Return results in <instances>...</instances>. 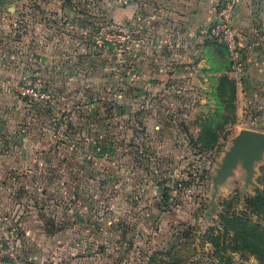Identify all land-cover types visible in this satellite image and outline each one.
<instances>
[{"label":"rangeland","instance_id":"obj_1","mask_svg":"<svg viewBox=\"0 0 264 264\" xmlns=\"http://www.w3.org/2000/svg\"><path fill=\"white\" fill-rule=\"evenodd\" d=\"M137 1L0 0L7 24L0 34V178L8 182V205L34 207L33 228L38 214L64 227L59 237L93 264H261L224 240L223 217H243L246 198L264 190V151L252 174L243 158L228 176L223 165L242 132L264 133V0H201L199 26L187 20L185 63L173 75L139 80L134 51L107 29L127 27L135 39ZM41 20L48 36L69 31L74 70L86 72L60 91L49 90V74L35 72ZM167 20V34L177 33L180 22ZM93 114L103 125L88 120ZM11 116L9 130L29 135L28 151L6 156ZM77 186L87 201L78 213L65 196ZM27 236L22 219L8 215L6 248L12 242L26 262L53 264L22 254Z\"/></svg>","mask_w":264,"mask_h":264},{"label":"crops","instance_id":"obj_2","mask_svg":"<svg viewBox=\"0 0 264 264\" xmlns=\"http://www.w3.org/2000/svg\"><path fill=\"white\" fill-rule=\"evenodd\" d=\"M181 1L183 3L182 6L180 4ZM186 1L191 2L190 7H185ZM200 1L138 0L132 7L131 18L136 21V36L133 47L134 52L130 57L132 72L137 80L142 75H147L148 77L158 75L169 76L170 74L173 75L178 72L177 69L178 67L180 68L179 64L185 63L188 54V40L185 34L187 31V20L191 21L195 27L199 26L201 22L202 13ZM173 5H177L179 9L182 8V12L181 10H177L174 13L166 11V8ZM5 11V8L0 4V34L6 31ZM167 18L180 22L177 33L167 34L168 24L171 25V23H168L169 20ZM181 19L182 22L180 21ZM72 22L70 23L71 27H73ZM68 25L67 23V29L69 28ZM45 28L47 27H45L44 21L41 20L38 23V32L36 31L37 35L35 37V45L38 46L37 52L35 53V72L39 75L49 74L52 77V80L47 83L49 90L60 91L63 81L65 83L73 82L74 76L81 75L83 79L86 76V72L84 70H74L72 60H74L75 56L73 50L68 49L69 39L71 38L69 31L66 35L52 34L48 36L45 32L46 30H44ZM180 31H182L183 36ZM0 39L1 43L2 38ZM62 43L66 44V50L63 48ZM193 44H195L193 41L189 43L190 46H193ZM194 48L197 47L194 45ZM9 65L10 63L6 62V71L10 70ZM88 120H92L94 123L98 122L99 126L103 125L99 114H93ZM9 124H12V116L6 119V156L14 152H27L25 141L29 135L23 132L24 130L18 132L10 131ZM32 133L35 134L36 131ZM4 135L5 131L0 127V136L4 137ZM11 140L14 141L10 144ZM1 144L3 143L0 142ZM100 148L105 147L102 146ZM65 159L66 166L69 168L72 164V159L67 155ZM84 163L86 166L85 160ZM88 163L90 167L95 164L90 159ZM0 170L6 172V162L0 164ZM66 177L65 184H68L70 180L69 174H66ZM7 183L6 178H0V250L5 245L6 240V217L13 214L14 218L22 219V223L26 229L28 236L27 240L21 246V252L29 261L52 262L53 264H93V262H88L87 256L77 251V248H79L78 244L71 245L69 238L63 239V237H59L60 234L64 233V227L55 226L54 223H51L52 220L45 218L43 214H38L40 220L34 219L36 226L34 228L31 227V215L36 217V209L28 206L30 210L28 212L27 208L24 206L21 207V205L16 210L11 208L8 205L9 198L5 194ZM81 187L77 186L73 187L72 190L65 191V196L75 204L73 211L76 213L81 209L79 204L87 202L84 199ZM42 197H47V190L42 192ZM40 211V213H43V210L40 209Z\"/></svg>","mask_w":264,"mask_h":264},{"label":"trees","instance_id":"obj_3","mask_svg":"<svg viewBox=\"0 0 264 264\" xmlns=\"http://www.w3.org/2000/svg\"><path fill=\"white\" fill-rule=\"evenodd\" d=\"M260 182H264V177ZM246 210L243 217L235 214L223 217L224 240H230L236 250L251 253L264 264V190H258L256 195L246 198ZM254 217L258 220H254Z\"/></svg>","mask_w":264,"mask_h":264},{"label":"water","instance_id":"obj_4","mask_svg":"<svg viewBox=\"0 0 264 264\" xmlns=\"http://www.w3.org/2000/svg\"><path fill=\"white\" fill-rule=\"evenodd\" d=\"M234 149L228 153V160L223 165V176H228L232 167L239 159H244V165L250 174L254 171L255 161L264 151V133L258 131H244L236 138Z\"/></svg>","mask_w":264,"mask_h":264},{"label":"built area","instance_id":"obj_5","mask_svg":"<svg viewBox=\"0 0 264 264\" xmlns=\"http://www.w3.org/2000/svg\"><path fill=\"white\" fill-rule=\"evenodd\" d=\"M125 4L128 3V0H121ZM107 29L113 31L115 34H118V39L120 43H123L126 49H132L134 47V37H132L133 32L127 27L120 26L118 24H110L107 26ZM6 248V242L3 248L0 250V264H48V263H31L26 262L17 254L15 250V244L12 242L8 243Z\"/></svg>","mask_w":264,"mask_h":264}]
</instances>
